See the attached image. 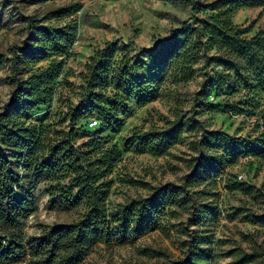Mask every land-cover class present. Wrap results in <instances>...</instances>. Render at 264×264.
Returning a JSON list of instances; mask_svg holds the SVG:
<instances>
[{
    "label": "rangeland",
    "instance_id": "rangeland-1",
    "mask_svg": "<svg viewBox=\"0 0 264 264\" xmlns=\"http://www.w3.org/2000/svg\"><path fill=\"white\" fill-rule=\"evenodd\" d=\"M216 1L0 0V114L10 107L16 83L13 63L18 73L23 72L18 76L25 78L58 58L64 60V67L54 82L51 99L31 113L20 115L22 122L46 127L48 140H71L75 148L85 146L82 150L89 153L114 145L122 150L135 131L145 134L165 129L173 121L184 122V134L164 155L155 157L134 150L122 153L106 179L110 182L109 213L119 205L148 198L154 189L182 186L190 160L196 156L191 143L203 132L218 131L242 140L237 162L216 179L214 191L207 189L213 198L196 201L192 208L163 207L156 225L146 235L122 246L99 244L80 264H166L183 258L193 239H209L216 264L230 263L233 257L229 252L235 249L245 253L253 248L264 251V226L254 222L264 215V159L256 152L262 131L258 113L264 104V90H251L255 85L249 83L248 87L241 74L229 73L231 81L224 89L199 95L204 75L222 73L223 69L212 61L219 56L215 48L202 51L193 66L194 77L186 82L175 80L172 72L161 76L160 65L149 56L158 40L169 38L184 22L204 16L192 10L195 3L210 5ZM55 11L65 15L51 18ZM230 20L245 29L247 37L264 35V6L239 5L231 12ZM64 27L76 29L67 55H51L34 68L28 67L22 52L28 31ZM107 44L111 47L102 64L108 61V83L94 85L90 59ZM136 62L143 63L144 68L132 69ZM160 76L159 85L154 84ZM75 117L80 119L75 122ZM9 156L10 152L5 151L13 177L31 181H24L16 193L30 197V210L18 218L16 228L2 227L0 233L14 235L17 243L25 246L44 229L69 225L80 218L83 207L67 211L55 200L62 190L56 185H65L66 181L54 182L53 174L33 169L25 173L21 163L9 160ZM225 173H230L243 189L226 192ZM199 205L217 209L218 216L203 220L198 209L194 210ZM26 259L19 264H27Z\"/></svg>",
    "mask_w": 264,
    "mask_h": 264
},
{
    "label": "trees",
    "instance_id": "trees-1",
    "mask_svg": "<svg viewBox=\"0 0 264 264\" xmlns=\"http://www.w3.org/2000/svg\"><path fill=\"white\" fill-rule=\"evenodd\" d=\"M239 5L264 6V0H218L210 5L195 3L192 10L204 16L184 22L179 29L171 32L169 38L158 40L150 50V58L160 65L161 76L172 72L175 80H191L195 74L193 66L200 60L202 51L215 48L219 56L212 61L223 69L222 73L204 75L199 95L224 89L231 81L229 73L241 74L248 87L249 83L255 85L251 90H264V35L258 33L247 37L245 29L231 22L230 14ZM206 12L210 15L206 16ZM64 15L55 11L50 17ZM75 31V27L34 28L28 31L27 43L22 50L24 62L34 68L51 55L64 57L74 41ZM110 47L107 44L90 59L89 72L93 73L91 83L94 85L108 83L105 76L108 61L103 65L102 60ZM63 67L64 60L52 58L43 68L21 78L18 75L23 72L18 73L13 63L16 83L10 95V107L0 114V228H16L18 218L30 210V197L16 196V193L24 181L29 184L31 181L13 177L9 170L10 162L4 158L5 151L10 152L9 160L21 163V171L25 173L33 169V172L53 174L54 182L66 181L65 185H56L58 189L62 188L55 198L56 202H60L67 211L78 207H83L84 211L76 222L44 229L25 246L18 244L14 235L0 233V264H19L26 257L27 264H80L99 244H130L156 225L163 207L192 208L196 201L213 198L214 195L207 189L211 187L215 190L216 179L224 174L225 169L233 167L242 149L240 138L218 131L203 132L197 141L191 143V151L196 156L190 160L189 173L182 186L167 185L154 189L148 198L132 200L117 206L114 213H109L107 197L110 182L106 179L120 161L122 153L134 150L160 157L180 140L186 126L182 121H173L160 131L145 134L135 131L122 150L114 145L99 153L84 152L82 149H86L85 146L77 149L71 140H48L46 127L40 123L22 122L20 115L31 113L49 102L54 82ZM131 68L143 69L144 64L136 62ZM161 76L153 83L159 85ZM79 119L75 117L73 120L76 122ZM258 125L262 131L256 152L257 157L264 159V104L258 113ZM224 183L226 192L243 189L230 173H225ZM201 185H204L202 190L194 191ZM196 209L203 220L206 216L216 218L219 214L210 206L199 205ZM254 222L264 226V215L256 217ZM209 246V239H193L183 258L166 264H216ZM229 256L233 260L228 264H264V251L256 248L250 253L235 249L229 252Z\"/></svg>",
    "mask_w": 264,
    "mask_h": 264
},
{
    "label": "built area",
    "instance_id": "built-area-1",
    "mask_svg": "<svg viewBox=\"0 0 264 264\" xmlns=\"http://www.w3.org/2000/svg\"><path fill=\"white\" fill-rule=\"evenodd\" d=\"M96 124V122L94 121L91 125L94 126Z\"/></svg>",
    "mask_w": 264,
    "mask_h": 264
}]
</instances>
